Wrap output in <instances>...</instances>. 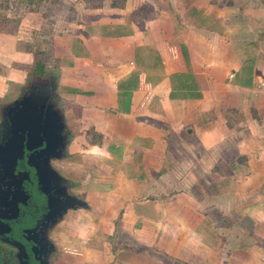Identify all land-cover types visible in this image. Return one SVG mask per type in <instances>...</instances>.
<instances>
[{"label": "crops", "instance_id": "crops-1", "mask_svg": "<svg viewBox=\"0 0 264 264\" xmlns=\"http://www.w3.org/2000/svg\"><path fill=\"white\" fill-rule=\"evenodd\" d=\"M77 1L0 36V93L35 43L54 72L86 203L52 264H264V0Z\"/></svg>", "mask_w": 264, "mask_h": 264}, {"label": "flooded vegetation", "instance_id": "flooded-vegetation-1", "mask_svg": "<svg viewBox=\"0 0 264 264\" xmlns=\"http://www.w3.org/2000/svg\"><path fill=\"white\" fill-rule=\"evenodd\" d=\"M32 48L34 60L25 70L24 82L16 85L6 82L7 87L0 93V264H52L56 258V247L51 235L59 222L75 210L67 208L59 217L60 203L49 206L48 195L39 184L36 169L28 163L30 153L41 147L28 149L26 139L19 136L25 134L21 127L16 130L19 137L14 136V101L26 94L31 84L39 82L37 78L45 79L47 73L43 52L36 43ZM2 68L0 66L1 73ZM34 75L35 82L32 81ZM52 84V80L48 82L49 86ZM50 97L57 109L55 93ZM37 140L33 138L32 143H37ZM57 160L52 158L50 165L63 176L56 167ZM51 180L52 183L46 187L51 194L59 198L68 195L78 197L69 179L65 193L60 185H54L55 179Z\"/></svg>", "mask_w": 264, "mask_h": 264}, {"label": "water", "instance_id": "water-1", "mask_svg": "<svg viewBox=\"0 0 264 264\" xmlns=\"http://www.w3.org/2000/svg\"><path fill=\"white\" fill-rule=\"evenodd\" d=\"M51 93H54V84L49 86L47 81H40L31 84L30 90L14 101V136H17L16 130L21 127L25 134L19 136L26 139L28 149L41 147L38 151L30 153L28 163L36 169L39 184L48 195L49 206L53 207V204L60 203V217L67 208L77 209L84 207L86 203L76 196L56 197L46 188L52 183L51 179H55L54 185H60L61 190H64L62 192L65 193L69 183L67 178L61 176L50 165L52 158L63 157L68 141L63 114L51 102ZM33 138L38 139L37 143H32Z\"/></svg>", "mask_w": 264, "mask_h": 264}, {"label": "rangeland", "instance_id": "rangeland-1", "mask_svg": "<svg viewBox=\"0 0 264 264\" xmlns=\"http://www.w3.org/2000/svg\"><path fill=\"white\" fill-rule=\"evenodd\" d=\"M78 3L77 0H0V36L5 37L8 33L23 35L24 31L31 29V24H35V19L39 16L37 12L48 18H74L73 11L78 7ZM53 77L54 72L51 71L46 73L45 79H37L39 82H50ZM37 79L35 76L32 81Z\"/></svg>", "mask_w": 264, "mask_h": 264}, {"label": "built area", "instance_id": "built-area-1", "mask_svg": "<svg viewBox=\"0 0 264 264\" xmlns=\"http://www.w3.org/2000/svg\"><path fill=\"white\" fill-rule=\"evenodd\" d=\"M230 76H232V74H230Z\"/></svg>", "mask_w": 264, "mask_h": 264}]
</instances>
